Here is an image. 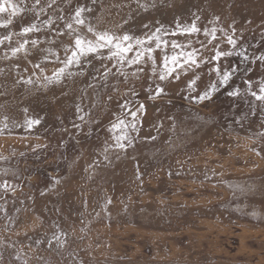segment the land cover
Returning <instances> with one entry per match:
<instances>
[{"label":"rangeland","instance_id":"374dc122","mask_svg":"<svg viewBox=\"0 0 264 264\" xmlns=\"http://www.w3.org/2000/svg\"><path fill=\"white\" fill-rule=\"evenodd\" d=\"M14 2L24 12L0 27V264H264V0ZM30 23L40 31L22 34ZM105 32L132 50L67 64L76 36Z\"/></svg>","mask_w":264,"mask_h":264},{"label":"snow or ice","instance_id":"6c2138e0","mask_svg":"<svg viewBox=\"0 0 264 264\" xmlns=\"http://www.w3.org/2000/svg\"><path fill=\"white\" fill-rule=\"evenodd\" d=\"M40 3H41V0H35V5L38 6V5H40ZM54 3H55V0H51V3L48 6L51 7V4H54ZM24 10L25 9L20 7L17 3H15L14 0H0V14H7V16H8V19L0 20V27H7L8 25L12 24L13 18L18 16L20 13L24 12ZM43 11H44V9L40 8V12H43ZM84 11H86V9L83 7H79L75 10L73 19L77 25H82L85 23L84 19L82 18V13ZM44 23L45 24H51V21L50 20L44 21ZM67 28L72 29L73 25L71 23H69V24H67ZM38 31H40V28L38 27V25L36 23H30L21 29L22 34H28V33H32V32H38ZM89 31H92V29L89 28ZM157 31H159V29H157ZM184 31L185 32H197V31H199V29L193 23L191 25V27L185 28ZM214 32H215V30H213V36H214ZM9 39H11L10 35L5 36L3 38H0V43H3L4 40H9ZM130 39H131V37H129L128 35H124L123 37H116V36L110 35L106 32L98 34L95 41L85 40V39H82L80 36H76V38H75V50L72 52L71 57L68 58L67 64L70 65L73 62L78 63L80 56L86 55L87 53L96 52L99 48H104V47H107L109 45H114V47L116 48V52H114L113 55L120 56L121 58H123L124 53H127L128 51L132 50L130 44L125 45L123 43V42L129 41ZM147 39L151 40V39H153V37L149 36V37H147ZM155 39L157 41H159V37H155ZM28 43L29 42L27 40H25L18 47L13 48L12 54L15 55L18 52H20L25 47V45ZM31 43L33 45H35L37 43V41L32 40ZM137 43L143 44L144 41L137 40ZM229 43L235 44V41L231 37H229ZM159 46H160L159 43H157V47H159ZM174 46H175V44H174ZM145 51H147L148 53H151L153 50H152V48H147V49H145ZM230 54L231 53H225L222 51H218L216 53V56L213 57V59L219 60L220 57L230 55ZM143 55H144V52H138L135 59L130 61V62H132V63L139 62L140 59L143 57ZM170 59H171V62L173 64L180 66L179 65V58L177 56H172ZM260 59L264 60V56H261ZM187 61H191L192 63H196L195 59L193 58L192 53L187 54ZM187 61H185V62H187ZM168 62H169V58L165 57V68L168 69V74L170 75L175 69L174 68H168ZM216 71L219 74V71H220L219 68H217ZM63 72H64L63 68L59 69L58 73L56 74L57 79H59L60 74H62ZM229 77H230V73L224 72L223 75L220 77L221 82L226 83L228 81ZM160 79L161 80L165 79V76L161 75ZM194 84H195V81L190 82V86L194 85ZM214 87L215 86H213V88ZM161 92H163V89L158 88L157 93L159 94ZM209 95H210L209 92H205L202 95H200L198 98L203 100V99L208 98ZM230 95H237V93L233 92V93H230ZM252 95L254 97H256V99L264 101V84L261 85L259 94H257L256 92H252ZM143 108H144V106L141 105L139 110H143ZM131 115L133 117H135L136 113L133 112V113H131ZM39 123H40V121L38 119H29L27 121V126L29 128H31L33 125L39 124ZM121 125H124V121H122V120L119 121L118 124L113 125V127L116 128V127H120ZM124 126L127 127V125H124ZM132 127L135 128L136 125L132 124ZM125 139H127L126 136L116 137L117 147L123 149L126 145L124 143H122L121 141L125 140ZM129 143H130V141H129ZM3 186L5 188L8 187L7 184H5ZM109 203H111V201H109Z\"/></svg>","mask_w":264,"mask_h":264}]
</instances>
